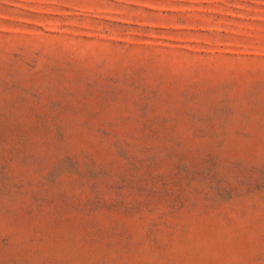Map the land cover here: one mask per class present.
<instances>
[{
  "label": "rangeland",
  "instance_id": "374dc122",
  "mask_svg": "<svg viewBox=\"0 0 264 264\" xmlns=\"http://www.w3.org/2000/svg\"><path fill=\"white\" fill-rule=\"evenodd\" d=\"M0 264H264V0H0Z\"/></svg>",
  "mask_w": 264,
  "mask_h": 264
}]
</instances>
